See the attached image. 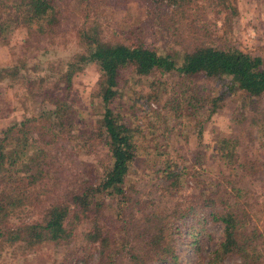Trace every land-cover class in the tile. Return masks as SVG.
I'll list each match as a JSON object with an SVG mask.
<instances>
[{
    "label": "trees",
    "instance_id": "1",
    "mask_svg": "<svg viewBox=\"0 0 264 264\" xmlns=\"http://www.w3.org/2000/svg\"><path fill=\"white\" fill-rule=\"evenodd\" d=\"M68 1L0 0V37L22 25L47 37L67 21L84 49L61 61V94L51 103L39 99L40 112L0 131V253L49 249L51 264H184L182 248L192 252L190 264L231 257L264 264V114L248 127L260 137L253 150L237 135L215 144L217 172L201 151L183 152L227 94L239 93L246 113L264 96L263 57L230 40L237 0H143L155 31L172 37L167 50L107 41L99 19L106 1L80 0L78 21V6L64 14ZM88 64L100 72L93 124L75 114L68 96L73 75ZM23 65L12 67L10 79L32 98L41 81L22 75ZM94 146L98 159L68 170ZM246 179L262 182L261 199ZM214 223L221 236L206 252Z\"/></svg>",
    "mask_w": 264,
    "mask_h": 264
},
{
    "label": "rangeland",
    "instance_id": "2",
    "mask_svg": "<svg viewBox=\"0 0 264 264\" xmlns=\"http://www.w3.org/2000/svg\"><path fill=\"white\" fill-rule=\"evenodd\" d=\"M105 1V11L99 16V19H102L103 39L121 43L138 41L149 45H157L161 49H165L169 43L173 47L172 37H162L155 31L153 21L147 17L143 0ZM78 2L80 0L68 1L64 14L69 17L72 15L73 10L77 9V6L81 10L82 5ZM237 2L239 15L232 25L229 34L230 40L242 51L260 55L264 59V0H237ZM80 10L79 16L76 17L77 21L80 19V15L83 14ZM219 22H217L218 25ZM63 24V32L55 30L53 35L47 37L29 35L30 30L24 25L10 28L3 38L0 37V131L14 121L19 122L27 115H35L40 112L43 107L37 105L39 99L45 98V101L51 103L57 97L56 95L64 91V83L61 78L67 66L61 65V61L75 53L83 52L84 49L78 44V38L75 32L71 30V26L67 24V21ZM49 37H52V39ZM171 52L167 51L166 53L171 54ZM20 61L24 63L20 67L22 75H29L30 79L41 81V84H37L38 87L34 90L36 94L32 98H30L24 85L20 86L17 81L13 82L10 79L16 71L12 67L19 64ZM204 82L206 80L201 79V83ZM32 83H35V81ZM99 83L100 72L98 68L93 64H88L73 75L68 94L69 101L76 111L75 114L78 115L79 112L81 115H86L87 121L91 124L95 123L100 115L95 98L98 94ZM205 87L212 88L213 84L211 82L205 83ZM143 88L148 89V86L145 84ZM242 98L239 93L227 94L222 106L216 110V113L202 129L201 138H198L199 140L191 138L186 147L188 151L183 150V152L187 155L193 152L194 155V149L201 151L203 154L202 162L207 163L210 168L217 172L221 169V160L216 156L215 144L221 138L234 139V135H237L243 141L242 145L249 143L248 141L251 140L252 150L256 148L259 145L258 138L260 137H252L254 130L249 131L248 127L252 119L261 120L260 116L264 114V96L258 108L254 111L256 114L242 111ZM47 102L42 105H47L46 108L51 109V105ZM238 118L244 119L242 124L237 122ZM253 125H256V121L253 122ZM246 131L249 134H246ZM193 142L196 144H193ZM93 149L91 156H86L83 149L82 153L84 155L81 154L80 157L78 155L74 163L67 164L69 167L74 166L72 168L67 166L68 170L71 169L69 171L73 172L75 168H78L81 159L88 161H92L94 157L98 159L97 155L102 150L96 148V146ZM144 177L145 180L148 179L147 174H144ZM137 179H139L138 182L142 181L141 176ZM244 183L256 194L261 195L259 199L263 197L262 190L264 187L261 188L262 182L256 180L251 182L246 179ZM208 230L212 240H205L206 252L214 249L217 245L222 227L219 223H214L209 226ZM47 250V252L21 253L19 250L7 249L0 253V264H51V250ZM179 252L182 253L180 260L184 264H190L193 261L194 256L190 250L183 251L182 248H179ZM236 261V257L227 258L225 264H235ZM149 264L170 263L155 261Z\"/></svg>",
    "mask_w": 264,
    "mask_h": 264
}]
</instances>
